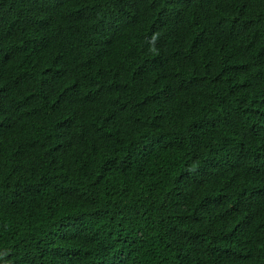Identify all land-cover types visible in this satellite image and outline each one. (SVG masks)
Returning a JSON list of instances; mask_svg holds the SVG:
<instances>
[{"label":"trees","instance_id":"trees-1","mask_svg":"<svg viewBox=\"0 0 264 264\" xmlns=\"http://www.w3.org/2000/svg\"><path fill=\"white\" fill-rule=\"evenodd\" d=\"M0 264H264V0H0Z\"/></svg>","mask_w":264,"mask_h":264}]
</instances>
